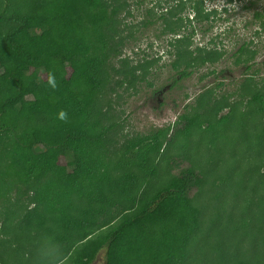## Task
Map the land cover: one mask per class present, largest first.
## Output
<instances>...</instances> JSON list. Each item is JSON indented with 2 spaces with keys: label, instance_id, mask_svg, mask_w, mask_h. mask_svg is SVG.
I'll use <instances>...</instances> for the list:
<instances>
[{
  "label": "trees",
  "instance_id": "16d2710c",
  "mask_svg": "<svg viewBox=\"0 0 264 264\" xmlns=\"http://www.w3.org/2000/svg\"><path fill=\"white\" fill-rule=\"evenodd\" d=\"M28 2L29 11L0 14V24L8 26L0 41V156L5 151L9 155L2 177L27 195L18 215L19 228L0 231V264H93L103 249L106 264H192V252L204 240L199 234L205 232L201 209L188 195L205 180L204 172L169 175L162 157L180 134L188 139L197 130L208 141L220 139L221 126L234 113L232 105L225 103L231 112L216 123L210 116L203 119L206 115L192 106L193 115L180 117L182 128L171 135L168 127L136 137L116 157L109 128L91 131L84 118L109 89L111 60L120 57L125 46L126 39H117L115 29L119 8L109 0ZM201 4L199 0L176 3L179 12L189 9L192 19L172 10H168L170 20L161 16L165 23L168 20L169 33L179 35L187 27L181 26L183 22L209 20ZM255 18L263 20L264 29V14L256 13ZM193 35L194 30L171 44L177 59L186 64L173 85L190 77L198 62L222 56L214 49L191 50ZM132 37L133 33L127 40ZM244 55L245 44L235 53L237 64ZM125 81L131 83L130 78ZM244 88L246 92L238 96L246 99L248 110L241 114L253 115L250 107L255 104L256 112L264 115V92L248 96L250 88ZM209 95L199 96L198 106L210 104L214 99ZM61 111L67 113L66 120L60 119ZM20 120L32 126L18 132ZM229 140L225 136L221 143L226 151L231 148ZM230 150L235 152L233 146ZM236 155L219 159L231 165ZM217 161H208L222 181L215 200L225 197L226 212L237 210L241 226L226 228L218 223L217 238L227 240L224 249L215 236L217 225L206 234L212 233L219 253L231 257L232 264L243 259L246 264H264V185L258 186L264 172L258 182L244 187L238 182L242 175L233 181L236 169L225 175ZM151 182L160 186L154 193L146 189ZM103 229L107 231L97 234ZM244 237L250 241L248 258L241 250Z\"/></svg>",
  "mask_w": 264,
  "mask_h": 264
},
{
  "label": "rangeland",
  "instance_id": "374dc122",
  "mask_svg": "<svg viewBox=\"0 0 264 264\" xmlns=\"http://www.w3.org/2000/svg\"><path fill=\"white\" fill-rule=\"evenodd\" d=\"M109 1L119 8L115 26V29H118L117 39L125 38L126 41L122 55L111 60L113 78L109 89L100 97L94 111L84 118L85 126L91 131H101L108 127L109 137L114 141L111 148L116 157H119L136 137L155 134L168 127L171 129L169 133L171 135L176 128H182L183 125L179 123L180 117L183 114L193 115L195 109L192 106L206 115L203 119L210 116L211 121L216 123L218 118L231 112V108H226L225 103L231 104L234 113L221 126L223 132H220V139L218 137L215 142L208 141L197 130L193 131L188 139L180 134L179 138L172 141L162 161L165 164L164 168L169 170V175H177L187 170L198 175L201 171L204 172L205 180L202 179L199 188L193 189L188 195L193 205L201 209L205 232L204 235L199 234L204 240L198 243L192 252L191 260L194 259L192 264H232V258L223 252L219 253V248L214 243L215 238L211 232L206 234V231L210 226L217 225L215 228L217 238L221 223L226 228L233 225L240 227V216L237 210L232 214L228 209L227 214L228 205L223 202L225 197L216 202L215 193L221 187L222 181L216 179L213 173L214 163L208 161L214 160L216 163L218 160L217 164L224 168L222 173L225 175L231 174L232 168L236 169L237 172L234 171L235 177L232 179L235 181L237 176L242 175L238 182L244 187L246 185L251 187L249 184L258 182L264 172V115L256 112L255 104L250 107L253 115L248 117L247 114H241L247 111L248 107L246 99L238 96L246 92L245 85L250 88L248 96L257 90L264 92V29L261 25L263 20L255 18L256 13L264 14V0H199L202 2L204 13L210 14V19L193 21L191 24L188 21L183 22L181 26L187 27L178 32L179 35L168 31L169 11L172 10L182 18L190 16L192 19L194 16L189 9L179 12L176 3L181 0H142L143 3H139L141 0ZM29 10L28 0H0V14L24 13ZM164 15L168 18L166 23L161 19ZM7 29V24H0V41ZM193 30L194 35L190 39L191 50L197 47L214 49L222 56L218 60L198 62L197 67L192 68L193 74L190 77L173 85V78L177 77V72L184 69L186 64L177 59L176 50L171 44ZM131 33L134 37L127 40ZM244 44L245 55L237 64L235 53ZM140 65H145L146 68L139 69ZM248 66H251L250 69H247ZM134 68L137 69L136 72L133 71ZM117 71L120 74H116ZM125 78H130L131 83H127ZM134 79L135 83L132 84ZM208 95L214 100L206 104V99L202 101L205 103L204 106L203 104L198 106L199 96L208 98ZM30 126L32 125L27 120H20L18 132ZM225 136L229 137V142L232 143L229 144L231 148L233 146L235 152L229 147L227 151L224 150L221 143L224 144ZM237 137L239 139H236ZM234 154H237V157L232 159L231 165L228 162L222 163L219 159V156L229 158ZM8 161L9 155L5 151L0 156L1 232L7 228L10 230L19 228L18 215L27 204V195L19 193L15 186L11 185V180L7 181L2 177L3 168ZM240 171L242 173H238ZM164 175L168 178L167 174ZM262 185L264 177L259 180L258 186ZM159 188L160 186L153 182L146 185V189L152 193ZM245 191L240 190L242 193ZM230 197L229 204H232V192ZM106 231L107 229H103L97 234ZM217 241L221 242L218 238ZM224 243L227 244V240H224ZM224 243L221 242L218 246L223 245L224 249ZM249 243L247 237H244L241 250L247 258ZM214 247L216 251L213 250ZM240 261L234 264H241L246 259ZM93 264H106L105 249L100 251Z\"/></svg>",
  "mask_w": 264,
  "mask_h": 264
},
{
  "label": "clouds",
  "instance_id": "9594fccd",
  "mask_svg": "<svg viewBox=\"0 0 264 264\" xmlns=\"http://www.w3.org/2000/svg\"><path fill=\"white\" fill-rule=\"evenodd\" d=\"M60 119H62V120H66L67 119V113L65 111H61Z\"/></svg>",
  "mask_w": 264,
  "mask_h": 264
}]
</instances>
